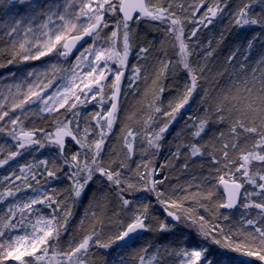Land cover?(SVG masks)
I'll return each mask as SVG.
<instances>
[{
    "label": "snow or ice",
    "instance_id": "1",
    "mask_svg": "<svg viewBox=\"0 0 264 264\" xmlns=\"http://www.w3.org/2000/svg\"><path fill=\"white\" fill-rule=\"evenodd\" d=\"M3 2L4 0H0V3ZM174 3L175 0H168L167 3H161L160 0H64L63 3L56 0H15L13 7L15 4H27L29 12L20 18H15L10 12L8 19L0 23L3 37L8 38V48L0 49V54L8 52L9 64L38 61L49 56L53 59L46 61L48 67L44 71H29L27 77H32L31 80L26 77L21 84L9 85L0 90V97H3L0 101V122H3L0 123V132L5 131V125L14 126L8 134L16 141L14 148L17 149L0 158V168L8 164L9 160L24 155L20 149L30 153L38 151L31 148L32 145H38L39 149L55 148L56 152L52 160L39 158L4 175L3 180L8 183L0 191V204L4 205L3 211L0 212V264H5L10 259L18 261L19 264H38L49 255L50 249L53 255H56V246L60 243L62 233L67 231L68 218L72 215L71 208L65 201L70 199L74 205L97 174L109 182L118 198L120 210L130 214L129 221L109 236L108 242H102L100 233L95 229L86 233L78 242L69 241L67 247L59 253L63 257L61 264H85V257L91 255L90 243L94 248L105 250L111 249L114 243L118 245L113 250L112 258L106 260L105 264H133L132 260L126 258V253L137 249L136 242L143 239L142 232L172 231L175 228L172 223L162 221L156 228L147 223L152 219L150 205L138 204L132 198V194L140 188L154 194L156 204L163 209L166 217L193 229L199 237L200 242L192 246L182 243L171 251L163 249L168 255L180 256V264H225L224 259L214 256L210 245L242 253L245 257H255L260 264H264V202L250 204L247 202L248 196L259 193H241L245 183L254 185L264 193V57L251 69L250 76L246 63H241L238 73L230 75L224 85H218L212 93L204 90L201 99L207 101L205 119H200L198 124L193 125L191 132L194 138L200 137L209 123L207 117H211L214 123L228 126L227 130L233 142L221 144L219 152L222 160L212 156V162L218 172V182L224 185L226 192L225 200L216 204V207L231 209L238 201L243 200L242 207L260 210L255 219L243 220L240 229L228 227L225 231V226L220 221H227L228 215H193L194 205L185 207L183 201L199 195V191L193 194L189 193L187 188H181L179 195L168 193L165 187H157L164 185L166 176L159 180L152 179V173L159 174V169L156 168H152L151 173L138 172L136 180L124 172V160L131 158L136 137H141V148L146 140L148 147L159 149V141L176 120L177 114L201 87L200 80L204 69L199 63L189 61L192 52L182 38L183 27ZM201 6L202 4L193 5L192 14ZM179 7L183 10V5ZM249 11L247 4L239 9L235 18L237 26L257 23L264 25V18L260 21L253 19L249 16ZM206 12L212 16L216 15V11L211 7ZM111 16L116 19H106ZM141 19L146 22L159 21L165 26V35H171L175 41L173 57H169L168 53L161 49V55L156 58L157 75L168 73L174 76L183 71L186 82L182 93L178 92L176 98L169 102L167 110L162 112L161 107L153 106L149 101L150 111L141 113L143 125L140 131L121 129L124 160L117 163L115 168L111 167L113 161H109L108 167H105L101 154L104 152L107 137L120 116L118 105L121 78L124 77L125 70L130 71V88H133V82L137 79H147L146 68L145 75L141 76L140 66H132L129 69L127 65L132 47L139 38L135 29ZM204 22L201 20V23ZM207 23H211V20ZM110 25L112 30L105 33L104 29ZM21 33L22 39L19 38ZM192 35H195V30ZM85 37H89V40L85 41ZM80 41L85 42L77 49ZM251 47L252 42H249L248 48ZM74 49L76 54L68 61ZM152 52V43L148 42L136 49L137 59L147 60ZM232 58H229V62ZM243 60L247 61L248 57L245 56ZM176 65H179V68ZM2 66L3 64H0V67ZM57 72H64L65 75L51 92L44 95L52 88L56 79L54 74ZM13 88L16 89L15 93L12 92ZM159 91L163 92L164 89L160 88ZM9 97L11 103L6 109L5 104ZM49 101L53 103L49 104ZM92 101L100 108H103L105 101L110 103L106 112L98 110L92 114L96 121L94 126L90 128L86 125L82 128L78 119V104L83 107ZM29 102L45 113H55L65 105L67 112H72L73 109L76 111L72 112L71 119L61 118L65 117L66 113H61L60 117L53 116L55 123L52 129H26L24 119L33 114L30 109L25 108ZM41 105L43 107H40ZM17 109L20 110L19 114L9 115ZM160 116L169 119L160 124ZM5 117L9 119L5 121ZM90 135L91 140L88 139ZM242 135L246 136L245 143L247 136L254 140L251 150L247 152L241 151ZM65 137H70L72 142L78 145V149L68 155H65ZM219 137L223 139V131H220ZM189 147L192 156L204 155L201 151L203 145L192 143ZM80 149L84 151L81 152ZM230 151L234 154L241 153L237 157L240 163L237 164L236 160L230 157ZM179 154L177 149L174 155L178 157ZM253 162H259L255 164L254 170ZM184 167L187 168L188 165L185 164ZM57 170L62 172L63 179L69 182L65 199L57 198L56 189L47 179H60ZM250 171H253L252 175ZM235 173H239V176ZM226 175L229 180H225ZM16 181L20 183L16 184ZM27 189H31V193L17 195ZM212 194L209 191L206 198L211 200ZM36 205H43L47 213L35 207ZM199 206L204 207L202 204ZM205 210L208 211L207 208ZM91 215L95 218L97 213L93 212ZM81 223L83 224V221ZM149 247L152 246L144 245L137 250L136 264H153L157 259L155 255L146 257ZM154 251L159 254L162 249L156 247ZM24 257L32 259L25 260ZM157 264L165 262L157 261ZM244 264H251V261H244Z\"/></svg>",
    "mask_w": 264,
    "mask_h": 264
},
{
    "label": "trees",
    "instance_id": "2",
    "mask_svg": "<svg viewBox=\"0 0 264 264\" xmlns=\"http://www.w3.org/2000/svg\"><path fill=\"white\" fill-rule=\"evenodd\" d=\"M161 1V0H160ZM211 0H175L174 7L180 17L185 31H183V40L188 45L189 51L192 55L189 56V61L199 63L203 66L202 78L197 92L193 94L189 103L185 106L184 110L181 109L177 114L176 120L170 125L168 131L164 134L163 138L159 141V149L150 148L147 145V141H143V148H141V137L137 136L134 144V151L130 159L124 160V151L122 150V138L124 131L133 130L140 131L143 125L141 119L142 112L150 111L149 101L153 106L161 107L162 112L168 109V104L173 101L178 92L182 93L183 86L186 82L185 73L183 71L177 72L174 76L168 73H162L157 75V57L161 55V49L166 51L169 57H173V45H168L167 42H172L173 39L165 35V31H150L146 26L149 22H146L144 26H138L135 29L136 35L139 37L136 43L133 45L129 54V69L132 66H140L141 76L145 75V68L147 69V79H137L133 82V88L128 87L130 71L125 72L121 86V100H120V116L114 124V128L111 134L108 135L107 141L104 145L103 156L105 167H108L109 161H113L111 167L115 168L117 163L124 160L126 167L124 172L127 173L133 180H136V174L151 173L152 168L159 169V174L152 173V179L159 180L161 177H167L164 185H157V187H165L168 193L180 194L181 188H187L189 193H197L194 197H190L188 200H184L185 207L194 205L193 215H204L209 217L212 213L217 216L228 215L227 221L221 220L222 225L225 226V231L228 227L235 229L241 228V222L248 218H253L259 209L254 207L244 208L242 207L241 200L239 208L234 211H226L223 208H217L216 204L225 200L224 192L221 188V184L218 182L216 171V165L212 162V156L220 157L219 148L223 143L231 144L232 138L228 132V126L226 124H217L212 122L211 117H207L209 123L204 133L200 137L194 138L191 135L193 125L199 123L200 119H205V108L207 107L206 99H201L204 90L207 89L209 93L217 88L218 85H224L230 75L238 73L241 63H246L249 70L248 74L251 75V69L257 65V55L259 51H264V25L257 23L255 25H241L235 24L236 13L245 4L249 5V16L253 19L260 21L264 18V0H212V7L216 11V15L212 16L211 13L201 15L203 7L207 6ZM168 0L164 3H167ZM162 3V2H161ZM198 11L192 14V6L199 5ZM183 5V10L179 7ZM107 19L115 20V16L107 17ZM211 23H207L208 20ZM201 20L205 21L201 23ZM152 22V21H150ZM110 25L107 31H111ZM195 30V35H192ZM148 42L152 43L153 52L151 56L145 59H137L136 49L140 46H144ZM249 42H252L251 49L248 48ZM3 45L0 43V48ZM6 53V52H5ZM211 53V54H209ZM248 57L247 61H244V57ZM231 62H229V58ZM264 57V56H263ZM8 59L7 53L0 60V64ZM71 61V58L70 60ZM179 68V65H176ZM257 76L259 72L256 73ZM163 88L164 91L160 92L159 89ZM135 89V90H134ZM109 105V101L107 102ZM106 103V104H107ZM89 106V105H88ZM92 106V105H91ZM80 108V120L81 127L84 126L81 118V110L86 107ZM73 109L72 112H75ZM72 112H67V109L61 113H66L65 117L72 118ZM61 113L52 114L45 117L34 128L38 129H52L54 126L53 116L60 117ZM169 117L160 116L159 123L162 124ZM71 127V125H70ZM257 127H259V121H257ZM220 131L224 132L223 139H220ZM239 131V130H238ZM246 136L240 137L241 151L247 152L251 150L254 140L251 136H247V142L245 143ZM258 139V137H257ZM192 143H197L201 147V151L204 155L192 156L190 154V147ZM33 149H38L35 153L20 151L25 154L17 156L12 160H9L8 164L0 168V191L3 190L7 181L3 180L4 175L10 173L12 169L23 166L26 163L35 162L39 158H48L52 160L56 152L55 148L45 147L39 149L38 145L31 146ZM78 149V145L72 142L70 137H65V155L71 152H75ZM177 149H179V156H175ZM83 152V149H80ZM240 152L232 153L229 155L236 160V163H240L237 157ZM57 163L59 159L57 158ZM259 162H253L252 168L254 170L255 164ZM188 167L185 168L184 165ZM139 166V167H138ZM233 168L235 165L232 166ZM220 172H223L221 164ZM253 171H250V175ZM57 175L60 179L51 181V186L56 189L57 198L65 199L67 196L69 182L63 179V173L57 170ZM239 176V173H235ZM247 178H242L246 180ZM225 180H229V176H225ZM259 182V181H258ZM20 181H16L19 184ZM34 183V181H33ZM15 185H13V188ZM243 193L249 191L250 193H259L253 203L264 202V193H261L259 189L254 185L244 184ZM211 191L213 194L211 200L207 199V193ZM31 192V189H27L25 192H20L17 195ZM248 192V193H249ZM254 198V194L251 195ZM132 198L138 204H149V211L152 215V219L147 221L153 228L158 227L160 222L175 224V228L172 231H147L143 235V239L138 240V244L141 246L151 245L148 248L149 255H155L156 261H164L165 264L174 259H178V255H168L163 249L167 248L169 251L177 248L182 243L192 246V244L200 241L199 237L195 235L193 229L186 227L183 223L172 222L165 216L163 209L156 204L155 196L153 193L144 191L142 188L136 190L132 194ZM11 199V197H9ZM71 208L72 215L68 218L67 231L63 232L60 237V243L56 246V255H53L50 249L49 255L38 264H61L63 259L59 253L62 249H65L69 241L78 242L86 233L91 232L93 229L100 233L101 241L108 242V237L113 235L117 230L125 226L129 221V214H125L120 210V205L116 194L109 186V182L105 177H101L98 174L93 177V181L88 185L87 189L83 192L82 196L73 205L70 199L65 201ZM204 205L200 207L199 205ZM43 207V205H39ZM208 209L206 211L205 209ZM4 209V205L0 204V212ZM46 209V208H45ZM47 210V209H46ZM95 212L97 216L94 218L91 214ZM83 221V224L81 223ZM179 230V231H178ZM190 232V239L185 240L175 235L177 233ZM239 237H235L238 239ZM112 247H118L117 244H113ZM160 247L162 251L157 254L154 249ZM138 248V249H139ZM137 249V250H138ZM210 249L214 256L225 260V264H244L242 253L232 252L230 250L221 249L216 245H210ZM114 250V249H113ZM113 250L94 248L90 244L89 252L91 255L85 257V264H100L104 256L109 255ZM137 250L129 254H133L132 260L136 264ZM39 255V254H37ZM251 264H260L255 257H249ZM25 260H31L32 257H24ZM15 264H19L18 261H14ZM5 264H11L10 261H6Z\"/></svg>",
    "mask_w": 264,
    "mask_h": 264
},
{
    "label": "rangeland",
    "instance_id": "3",
    "mask_svg": "<svg viewBox=\"0 0 264 264\" xmlns=\"http://www.w3.org/2000/svg\"><path fill=\"white\" fill-rule=\"evenodd\" d=\"M167 0H161L160 2L164 3ZM56 2L59 3H63L64 0H56ZM212 7V0L210 1L209 4H207V6L203 7L202 9V13L201 15H205L207 14L206 10L208 8ZM11 12V14L15 17V18H20L21 16L27 15L29 12V8L27 4H15V6L13 7V4H11L9 1L4 0L3 3H0V23H3L5 20L8 19V14ZM178 15V14H177ZM149 22V25L146 26L148 29H150L152 27V29H150V31H164L165 26L161 25L159 21H147ZM146 25V21L144 19H141L140 23L136 26V28L138 26H144ZM181 26L183 27V23L181 21ZM108 28L104 29L105 33H109L110 31H107ZM112 30V28H110ZM183 31H185L184 27H183ZM169 37L172 38L171 35H167ZM20 39L23 38V34L21 33V36L19 37ZM173 39V38H172ZM8 38H4L3 37V30H0V43L1 45H3L0 49H7L8 48V42H7ZM168 45L165 46H170L171 44L174 45L175 41L173 40L172 42H167ZM173 54L175 55V49L173 47ZM7 53L8 59L10 58L8 55V52L5 51ZM4 52V54H0V60H3V57L6 55V53ZM75 53H71L68 61L70 60V58L72 59V56H75ZM173 55V56H174ZM264 56V51L260 50L259 54L257 55V61H259L262 57ZM8 59L5 62H2L1 64H3L2 67H0V90H4L7 88V86L9 85H14V84H21L22 81H25V78L27 77V73L29 71H34L36 73L42 72L44 71V69L46 67H48V65L46 64V61H50L53 59L52 56L49 57H44L41 60L38 61H20V62H14V63H7ZM127 65L129 66V57L127 60ZM65 67L67 66V62H65ZM127 70H125L126 72ZM56 76V79L52 85V88H49L47 90V92L44 93V95H47L48 92H51L53 88L56 87L57 84H59L61 82V77H63L65 75L64 72H57L54 74ZM32 77H27V80H31ZM109 79H111V77H109ZM16 89L13 88L12 92L15 93ZM105 91L107 92V89H105ZM77 92H79V90H77ZM99 99V97H98ZM3 100V97H0V101ZM108 101H105L103 108H100L95 101H92L91 103L86 104L81 110V118L82 120H84L83 124L84 126H89L90 128L92 126L95 125L96 121L93 119V113H95L96 111H101V112H106V110L108 109ZM11 103V97H9V101L5 104V108L7 109L8 104ZM52 101H49V104H52ZM69 103H71V101H69ZM107 103V104H106ZM89 105V106H88ZM92 105V106H91ZM78 106H80L78 104ZM40 107H43L42 105ZM26 109H30L31 112L33 113L32 115L28 116L26 119H24V127L26 129H31L34 128L39 122H41V120H43L45 117L52 115V114H58L61 113L62 111L67 109V105H65L64 108H60L59 111L55 112V113H45V112H41L39 111L38 107L36 105H32L31 102H29V104L25 105ZM184 110V109H183ZM20 110L17 109L15 112H10V116H15L17 114H19ZM5 121H7L9 119V117H5L4 118ZM3 123V122H0ZM83 126V127H84ZM14 126L11 125H5V131L0 132V158H4L7 156L8 152L11 150H17L14 148V145L16 144V141L12 140L11 136H9V131L11 130V128ZM82 127V128H83ZM114 128V127H113ZM113 130V129H112ZM94 135V133H93ZM89 140L92 139V135H90L88 137ZM35 146V145H32ZM249 192V191H248ZM31 193V192H28ZM250 193V192H249ZM26 193L22 194V195H18V196H23ZM243 194V193H242ZM257 197V194H254V198L251 197V195L248 196L247 198V202L248 203H253L252 201H254ZM261 202V201H260ZM241 203V202H240ZM35 207L40 208L42 212H44L45 214L47 213V210L44 207H39V205H36ZM256 217V215L254 216ZM129 218H130V214H129ZM179 231V230H178ZM147 232V231H146ZM177 236H179L180 239H182L184 237L185 240H189L190 239V232H184V233H177L175 234ZM200 241H198L197 243H199ZM91 244V243H90ZM196 244V243H195ZM137 245V243H136ZM194 245V244H192ZM139 244L137 246V249L139 248ZM67 247V246H66ZM117 248V247H116ZM115 247H112L111 250L116 249ZM135 249V250H137ZM135 250L131 251L134 252ZM56 251V250H55ZM129 252V253H131ZM126 253V258L129 260H132V258L134 257V255ZM39 254V253H37ZM114 255V252L110 253L109 255L104 256L103 260L100 262V264H105L106 260H110L112 258V256ZM133 256V257H132ZM180 259L181 257L179 256L177 260H170L168 261L166 264H180ZM11 264H15L13 260H9ZM133 261V260H132ZM156 261V260H155ZM133 264H135V262L133 261ZM153 264H156V262H154Z\"/></svg>",
    "mask_w": 264,
    "mask_h": 264
},
{
    "label": "water",
    "instance_id": "4",
    "mask_svg": "<svg viewBox=\"0 0 264 264\" xmlns=\"http://www.w3.org/2000/svg\"><path fill=\"white\" fill-rule=\"evenodd\" d=\"M7 1H9V0H7ZM14 3H15V0H12L11 4H14ZM106 19H107V17H106ZM86 40H89V37H85V41H86ZM85 41H80V42L77 44L76 48L78 49V48L80 47V45L83 44ZM75 52H76V49H74L72 53H75ZM124 76H125V74H124ZM123 78H124V77L121 78V85H120V87L122 86ZM120 100H121V92H120ZM120 100H119V105H120ZM119 105H118V106H119ZM221 188H222V190H223V192H224V195H225V198H226V192H225L224 185L221 184ZM241 193H243V189H241ZM240 202H241V201H238L235 207H233V208H231V209H225V210H226V211H234V210H236L237 208H239ZM168 218L171 220L170 217H168ZM171 221H172V220H171ZM145 232H146V231L142 232V234H144ZM241 259H243V260H245V261H250V258H249V257H245V256H242Z\"/></svg>",
    "mask_w": 264,
    "mask_h": 264
},
{
    "label": "bare ground",
    "instance_id": "5",
    "mask_svg": "<svg viewBox=\"0 0 264 264\" xmlns=\"http://www.w3.org/2000/svg\"><path fill=\"white\" fill-rule=\"evenodd\" d=\"M172 222H174V221H172Z\"/></svg>",
    "mask_w": 264,
    "mask_h": 264
}]
</instances>
